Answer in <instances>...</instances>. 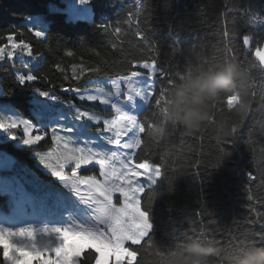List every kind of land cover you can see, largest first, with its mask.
<instances>
[{"label": "snow or ice", "instance_id": "obj_1", "mask_svg": "<svg viewBox=\"0 0 264 264\" xmlns=\"http://www.w3.org/2000/svg\"><path fill=\"white\" fill-rule=\"evenodd\" d=\"M136 4L115 22L103 15L98 19L93 0H63V7H52L51 13L93 25L113 49L123 52L125 37L131 35L138 51L155 53L140 28L148 4L145 0ZM228 12L234 14L233 28L225 23L221 30L228 38L223 51L239 59L232 37L237 35L235 14L241 9L226 6ZM23 19L22 26L0 30V73L11 72L13 83L32 93L31 111L26 116L16 104L0 103V141H15L17 147L28 149L56 178L57 186L42 184L26 168L25 175L31 176L27 180L0 175V196L7 198L0 202V264H142L141 249L146 252L155 246L149 236V209L169 164L167 154L153 151L158 141L152 124L157 109L167 111L168 92L182 79L181 72L166 68L155 55H126L123 72L114 75L107 62L88 64L81 57L66 64L63 57L76 61L77 53L61 47L58 40L63 57L46 68L45 51H55L50 23L42 15ZM247 23L264 26V13L250 12ZM242 45L254 56L250 60L254 72L264 73V42H257L250 31L242 35ZM81 49L91 51L83 41ZM53 69L68 82L60 84V93L70 97L57 92ZM260 78L255 88L264 104V74ZM6 95L0 86V96ZM233 99L228 96L223 105ZM97 104L103 107L97 109ZM251 113L223 144L227 152L218 148L213 166L231 154L225 146H239ZM256 155L259 159L244 171L249 181L264 185V147ZM17 165L13 156L0 151V173ZM254 187L253 183L246 187L248 199L264 205L255 199ZM252 211L256 219L249 223H259L261 230L243 233L244 239L264 246V213Z\"/></svg>", "mask_w": 264, "mask_h": 264}, {"label": "trees", "instance_id": "obj_2", "mask_svg": "<svg viewBox=\"0 0 264 264\" xmlns=\"http://www.w3.org/2000/svg\"><path fill=\"white\" fill-rule=\"evenodd\" d=\"M51 2L63 7L61 0H0V30L9 26H22L23 18L29 14H45L52 29V46L55 49L51 53L45 51L46 68L63 57L62 51L56 47L58 40L61 47L72 48L77 53L76 61L63 57L66 64L77 62L81 57L88 64L107 62L105 66L114 75L123 72L126 55L129 58L155 55L166 68L182 73L187 67L188 50L193 46L210 59H222L227 55L223 49L228 38L220 33L225 23L233 28L231 18L234 14L226 13V6L241 9L240 13L235 14L234 28L237 35L232 37L239 60L245 61V57L248 60L254 59L252 53L242 45L243 34L251 31L257 42H264V26L247 23L250 12L264 13V0H145L148 8L141 15L140 28L157 50L155 53L138 51L136 41L131 35L125 37L123 52L113 49L107 38L97 32L93 25L87 22H69L65 15L48 11ZM93 6L98 19L103 15L109 21L115 22L123 19L129 10H134L137 4L136 0H93ZM82 41L86 42L91 51L81 49ZM16 67H20L19 63ZM52 78L58 93L60 84L68 85L54 69ZM256 79L259 82L261 78L257 75ZM0 86L8 92V95L0 96V102L14 103L24 115H30L29 100L32 93L17 87L12 81L11 72L7 75L0 73ZM60 94L70 97L69 93ZM260 106L257 98V103L244 125L239 146H225L231 154L223 158L217 167L213 165L217 150L221 146L217 145L209 133L187 136L181 130H176L167 141L153 144L154 153L167 154L169 158L164 178L156 188L155 203L149 209L152 224L149 236L159 248L177 246L186 239L184 233L192 235L191 229L199 230L201 226L213 229L211 233L204 235L222 239L226 246L244 239L245 230H261L259 223L249 221L256 219V212L252 209L264 213V205L250 201L245 189L253 183L255 199L264 202V185L249 181L244 171L253 166L254 159H259L256 154L264 147ZM249 144L252 150H249ZM0 150L13 155L18 163L26 161L36 166L31 152L17 147L12 141H0ZM177 158L184 166L174 170L170 165ZM196 234L201 233L197 231ZM141 252L142 264H157L153 250L145 252L141 249Z\"/></svg>", "mask_w": 264, "mask_h": 264}, {"label": "clouds", "instance_id": "obj_3", "mask_svg": "<svg viewBox=\"0 0 264 264\" xmlns=\"http://www.w3.org/2000/svg\"><path fill=\"white\" fill-rule=\"evenodd\" d=\"M188 52L182 79L168 92L167 111L156 110L151 132L158 142L167 141L176 130L187 136L209 133L222 148L234 137L233 128L242 125L257 103L260 93L255 88L256 77L264 73L254 72L250 60L241 61L228 54L222 59H210L195 46ZM254 91L256 95H253ZM228 96L234 99L224 106ZM260 109V126L264 129V104ZM222 151L227 152L223 148ZM183 166L179 158L170 165L174 170ZM191 231L211 233L213 229L201 226L199 230L192 228ZM184 235L186 239L175 247L161 249L155 243L152 250L157 264H264V246L253 243L251 238L226 246L215 236Z\"/></svg>", "mask_w": 264, "mask_h": 264}, {"label": "rangeland", "instance_id": "obj_4", "mask_svg": "<svg viewBox=\"0 0 264 264\" xmlns=\"http://www.w3.org/2000/svg\"><path fill=\"white\" fill-rule=\"evenodd\" d=\"M63 2V0H61ZM52 7H58L56 5V3L54 2H51L49 5H48V11H51V8ZM39 15H42V16H45V14H39ZM0 103H8V102H0ZM77 103H80L79 101H77ZM95 107L97 109H100L102 108L103 106L101 105H95ZM10 141V140H9ZM13 143H16L15 141H12ZM22 147V146H21ZM2 151V150H0ZM6 152V151H5ZM9 154V153H8ZM11 155V154H9ZM32 155V154H31ZM13 156V155H11ZM14 157V156H13ZM33 157V156H32ZM15 158V157H14ZM34 158V157H33ZM17 160V158H15ZM35 159V163H36V166L34 165H31L30 163L26 162V161H23L22 163H18L17 167L10 170V171H7V172H3V173H0V175L2 176H8V177H17L18 179H21L22 181L23 180H27V179H30L31 176H26L25 175V172L22 170L23 168H26L28 170H30V173L34 174L36 177L39 178L40 182L42 184H46V185H51L53 187H56L57 186V182H56V178L51 176L46 169L43 168V166L39 163V161ZM91 167V166H90ZM142 182H143V179H142ZM28 187H31L30 185H28ZM7 198L6 197H0V202H3L4 200H6ZM26 220L27 219H31V217H28V218H25ZM35 222L39 223L40 220L37 219Z\"/></svg>", "mask_w": 264, "mask_h": 264}]
</instances>
